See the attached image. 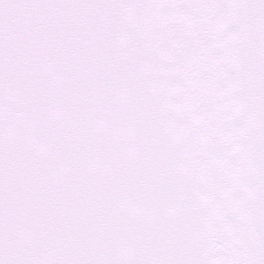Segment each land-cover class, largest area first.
<instances>
[{
    "label": "snow or ice",
    "instance_id": "6c2138e0",
    "mask_svg": "<svg viewBox=\"0 0 264 264\" xmlns=\"http://www.w3.org/2000/svg\"><path fill=\"white\" fill-rule=\"evenodd\" d=\"M0 264H264V0H0Z\"/></svg>",
    "mask_w": 264,
    "mask_h": 264
}]
</instances>
